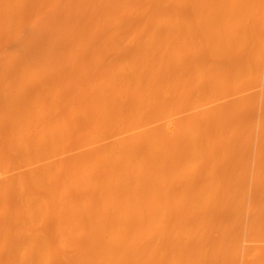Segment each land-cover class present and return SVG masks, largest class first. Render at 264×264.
Returning <instances> with one entry per match:
<instances>
[{"label": "bare ground", "instance_id": "obj_1", "mask_svg": "<svg viewBox=\"0 0 264 264\" xmlns=\"http://www.w3.org/2000/svg\"><path fill=\"white\" fill-rule=\"evenodd\" d=\"M9 44L0 264H264V0H0ZM246 79L181 121L48 149Z\"/></svg>", "mask_w": 264, "mask_h": 264}, {"label": "rangeland", "instance_id": "obj_2", "mask_svg": "<svg viewBox=\"0 0 264 264\" xmlns=\"http://www.w3.org/2000/svg\"><path fill=\"white\" fill-rule=\"evenodd\" d=\"M160 36L163 37L164 34H160ZM147 37H150V36L146 35V38ZM122 38H129V36L126 35ZM11 43H10L11 45L14 44L13 41ZM10 44L2 47L0 52L1 53L3 51L6 52L8 50V48L11 46ZM5 48H7V49H5ZM67 56H68V53H65V58ZM91 68L96 70L98 67L96 66V67H91ZM99 70L103 71V69H99ZM103 73H104V71H103ZM4 82L8 83L9 85L12 83V85L14 87H12V85H10V86L12 87V89L14 88V90H16L15 85H18L17 87H19V88L23 85V82H19V81H15V82L4 81ZM9 82H11V83H9ZM0 83L2 84V82H0ZM19 83H21L22 85H20ZM56 83H58L60 86V84L62 82L61 83L60 82H53V83L51 82V83H45V84H48V86H50V87H52V86L56 87V86H58ZM8 84H2V86L4 85V87L0 88V89L2 90V89L7 88V86H9ZM67 84H69V83L66 82V83H63L62 85L66 86ZM5 85H6V87H5ZM2 86H0V87H2ZM10 86H9V88H10ZM19 88H18V90H19ZM258 88H259L258 84L249 83L247 79L243 80V81L233 82L231 84H228V86H226V87L216 89V90L206 94V98H204V99L200 100V98H196L194 100H191L190 97L189 98L186 97L185 99H181V100H172L168 105H166L162 108L146 109V113L143 115H140L136 118L129 119L125 123L124 122L116 123L114 126L109 127L107 129V130L110 129V132L104 133L107 130H105L104 132H103V130L94 131L93 133L84 134V136H82L80 138H75V139H72L70 141H66L64 143L53 145V146L49 147L48 149L58 153V155L56 157L69 155V154L75 153L79 150H82L88 146H91L88 144L92 143V142H94L92 145L99 144V143H102V142L107 141V140L118 139L120 137H124V136L130 135V134H133V133L138 132L144 128L152 127L155 125H164V124H169L172 122L181 121L184 117H186L192 111L198 110V109L203 108V107H208V106H211V105L216 104V103L225 102V101L230 100V99L235 98V97H240L243 95L250 94V93L254 92L255 90H257ZM12 89L10 88V91ZM52 89L53 88H51V90ZM14 90L11 91V94L16 95L17 94L16 92L19 93V91H15L14 93H12ZM51 90H49L48 87H46L41 92L47 94V93H50ZM2 91H4V90H2ZM29 122H30V119H24L21 122L20 127L26 126ZM107 136H109V137L106 139H103ZM100 139H103V141H98ZM240 141L245 142L246 140L245 139L243 140V138H240ZM248 158H251V156H248ZM30 162L31 161H29L27 163L29 164ZM35 164H32V165H35ZM23 168H21V169H23ZM10 173L11 172H8V167L4 163L0 162V178L8 176ZM76 179L81 180L80 177H76ZM87 179L88 178H86L85 180H87ZM102 180L103 179L100 178V181H102ZM80 183L83 184L82 182H78V184H80ZM78 184L74 182V185L77 189H83L84 184L82 187L81 186L79 187ZM56 193L59 196L62 195V193L60 191H57ZM255 244H263V243L262 242H256ZM239 264H255V263L253 261L246 260V261L241 262Z\"/></svg>", "mask_w": 264, "mask_h": 264}]
</instances>
